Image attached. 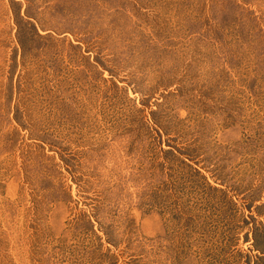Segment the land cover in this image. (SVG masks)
<instances>
[{
	"label": "rangeland",
	"instance_id": "374dc122",
	"mask_svg": "<svg viewBox=\"0 0 264 264\" xmlns=\"http://www.w3.org/2000/svg\"><path fill=\"white\" fill-rule=\"evenodd\" d=\"M0 264H264V0H0Z\"/></svg>",
	"mask_w": 264,
	"mask_h": 264
}]
</instances>
